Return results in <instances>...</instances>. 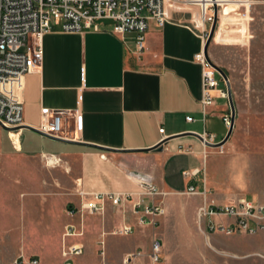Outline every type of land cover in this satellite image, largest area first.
Segmentation results:
<instances>
[{
  "label": "crops",
  "instance_id": "0c3cea01",
  "mask_svg": "<svg viewBox=\"0 0 264 264\" xmlns=\"http://www.w3.org/2000/svg\"><path fill=\"white\" fill-rule=\"evenodd\" d=\"M220 3V12L230 14ZM164 11L163 26L149 21L141 55L135 51V33L114 34L111 20L79 32L55 27L42 38L41 70L3 86L23 104V125L12 134L14 143L3 128L4 152L57 159V165L72 173L78 206L91 200L92 193L122 194L119 204L107 200L104 212L93 214L104 216L98 230L109 243L116 229L132 225L130 249L142 246L143 252H148V241L141 230L147 225L138 219L145 205L158 203L161 194L185 192L190 185L199 191L213 188L220 156L191 133L206 132L220 141L227 131L222 117L229 110L228 99L217 88L211 92L213 104L206 114L202 111V66L195 56L203 51L207 27L200 7L187 0H165ZM224 87L220 82L219 88ZM42 108L64 112L62 140L39 129L45 118ZM76 108L82 114L81 128L71 115ZM162 139V149H152ZM131 173L149 176L159 194H141ZM109 210L113 213L105 216Z\"/></svg>",
  "mask_w": 264,
  "mask_h": 264
},
{
  "label": "rangeland",
  "instance_id": "374dc122",
  "mask_svg": "<svg viewBox=\"0 0 264 264\" xmlns=\"http://www.w3.org/2000/svg\"><path fill=\"white\" fill-rule=\"evenodd\" d=\"M220 2L230 14H218L208 54L229 78L234 128L223 147H215L220 158L206 196L159 195L165 214L141 230L148 252L153 238L161 242L158 264H264V230L207 232L197 220L204 201L257 202L264 196V0ZM2 131L0 125V264H65L64 251L74 243L83 249L71 264H122L123 250H138L130 249V234L111 233L105 242L98 230L104 216L79 210L71 171L47 157L5 153ZM68 226L79 235H66Z\"/></svg>",
  "mask_w": 264,
  "mask_h": 264
},
{
  "label": "built area",
  "instance_id": "2783aa9c",
  "mask_svg": "<svg viewBox=\"0 0 264 264\" xmlns=\"http://www.w3.org/2000/svg\"><path fill=\"white\" fill-rule=\"evenodd\" d=\"M165 0H0V122L9 128L11 142L14 138L10 133L18 134L23 125V104L15 97L9 95L3 88L5 84L16 77L29 73L39 72L43 60L42 38L47 32L55 27L64 32H79L85 29H96L97 21L111 20L112 32L122 35L127 32L135 33V51L141 55L146 48V33L149 21H154L158 26L166 22L164 11ZM196 3L200 7L202 21L206 25L205 39L209 28L214 21V7L218 14L222 4L218 0H187ZM195 59L202 66L201 75V104L203 114L214 102L211 94L213 89L219 90L220 96L227 98L226 87L219 88L220 82L218 72L204 55V52L196 54ZM79 97V101H80ZM45 117L40 130L60 137L63 129V114L58 110L42 108ZM71 115L77 128L83 124L82 114L76 108ZM230 113H226L222 120L228 128L230 124ZM192 121L191 116L186 117ZM163 133L164 128L160 127ZM203 143L214 142V136L201 133ZM218 142V141H216ZM223 147V145L219 146ZM52 164H57L54 157ZM186 175L189 173L186 172ZM141 176L137 179L140 193L154 196L159 194L157 187L147 175L137 173ZM185 193L201 194L206 196L208 191H199L194 186H188ZM80 196L86 195L82 191ZM91 200L82 201L80 211L82 213L97 214L105 210V202L117 205L123 200L120 193H92ZM140 202L134 205V213L137 212ZM74 213V210H72ZM165 214V208L152 202L145 205L138 221L142 225L155 227L158 219ZM197 220L207 232H223L232 234L245 232L254 234L264 230V196L257 202L240 198L230 203H218L204 201L197 209ZM66 235L75 236L74 227L68 226ZM132 225H123L114 231L118 235H129L133 233ZM82 244H70L64 251L65 264H71V257L82 253ZM103 253V251H102ZM161 242L153 238L150 252L137 250L127 253L122 258V264H158L160 262ZM34 262H36L34 260ZM20 263V262H19ZM17 263V264H19Z\"/></svg>",
  "mask_w": 264,
  "mask_h": 264
},
{
  "label": "water",
  "instance_id": "95a60500",
  "mask_svg": "<svg viewBox=\"0 0 264 264\" xmlns=\"http://www.w3.org/2000/svg\"><path fill=\"white\" fill-rule=\"evenodd\" d=\"M217 18H218V11H217V7L215 6L214 7V21H213V23L211 25L210 31H209L208 36L206 38V41H205V44H204V47H203V52H204V55L207 58V60L211 63V65L215 68V70L218 72V74L220 75V77L224 81V84H225V87H226V92H227V99H228V102H229V113H230V118L231 119H230V124H229V126L227 128L226 134L224 135V137L220 141L215 142V143L206 142V145L212 146V147H219V146L225 144L228 141V139L231 136V133L233 131V128H234V120H235V116H236V108H235V104H234L233 97H232V90H231V85H230L229 78L226 75V73L218 65H216L214 62H212L210 60L209 54H208V46H209L211 40L213 39V35H214L215 28H216V23H217ZM0 125L4 129L9 130V128L7 126L3 125L1 122H0ZM36 131L41 132L39 130H36ZM191 134L196 136V137H198L202 141H204V138L201 136V134L195 133V132H192ZM46 135L51 137V138L62 140L59 137H55V136H52V135H49V134H46ZM165 141H166V139H162L155 146H153L152 149L161 150L162 149V144Z\"/></svg>",
  "mask_w": 264,
  "mask_h": 264
},
{
  "label": "bare ground",
  "instance_id": "6f19581e",
  "mask_svg": "<svg viewBox=\"0 0 264 264\" xmlns=\"http://www.w3.org/2000/svg\"><path fill=\"white\" fill-rule=\"evenodd\" d=\"M12 134H15V133H10L11 136H12ZM50 162H52V160H50ZM130 176L133 177L135 180H137V179H139L141 177V176H137V173H131Z\"/></svg>",
  "mask_w": 264,
  "mask_h": 264
},
{
  "label": "trees",
  "instance_id": "16d2710c",
  "mask_svg": "<svg viewBox=\"0 0 264 264\" xmlns=\"http://www.w3.org/2000/svg\"><path fill=\"white\" fill-rule=\"evenodd\" d=\"M219 78H220V76H219Z\"/></svg>",
  "mask_w": 264,
  "mask_h": 264
}]
</instances>
